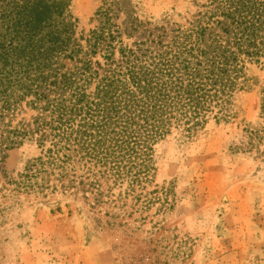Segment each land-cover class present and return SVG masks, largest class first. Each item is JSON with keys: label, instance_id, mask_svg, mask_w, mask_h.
<instances>
[{"label": "trees", "instance_id": "16d2710c", "mask_svg": "<svg viewBox=\"0 0 264 264\" xmlns=\"http://www.w3.org/2000/svg\"><path fill=\"white\" fill-rule=\"evenodd\" d=\"M66 1L11 0L5 10L0 0V165L26 141L39 149L16 178L0 172L25 192L142 197L159 142L236 114L247 65L264 67V0H207L187 26L130 45L113 21L116 0L97 10L84 45L71 37Z\"/></svg>", "mask_w": 264, "mask_h": 264}, {"label": "rangeland", "instance_id": "374dc122", "mask_svg": "<svg viewBox=\"0 0 264 264\" xmlns=\"http://www.w3.org/2000/svg\"><path fill=\"white\" fill-rule=\"evenodd\" d=\"M108 1L67 0L71 37L84 45ZM115 2L113 21L130 45L161 26H187L207 0ZM246 75L231 119L209 120L192 139L175 130L155 146L139 198L114 199L117 187L100 204L78 190H16L2 172L16 178L39 149L26 141L6 151L0 264H264V67L248 64Z\"/></svg>", "mask_w": 264, "mask_h": 264}]
</instances>
